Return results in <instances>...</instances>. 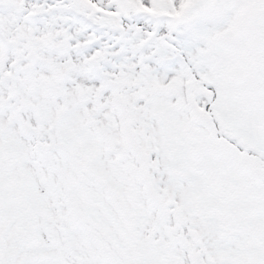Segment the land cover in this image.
<instances>
[{
    "label": "snow or ice",
    "instance_id": "obj_1",
    "mask_svg": "<svg viewBox=\"0 0 264 264\" xmlns=\"http://www.w3.org/2000/svg\"><path fill=\"white\" fill-rule=\"evenodd\" d=\"M0 264H264V0H0Z\"/></svg>",
    "mask_w": 264,
    "mask_h": 264
}]
</instances>
